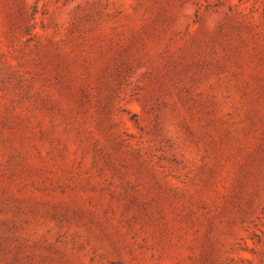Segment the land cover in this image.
I'll return each instance as SVG.
<instances>
[{
	"label": "rangeland",
	"instance_id": "obj_1",
	"mask_svg": "<svg viewBox=\"0 0 264 264\" xmlns=\"http://www.w3.org/2000/svg\"><path fill=\"white\" fill-rule=\"evenodd\" d=\"M0 264H264V0H0Z\"/></svg>",
	"mask_w": 264,
	"mask_h": 264
}]
</instances>
